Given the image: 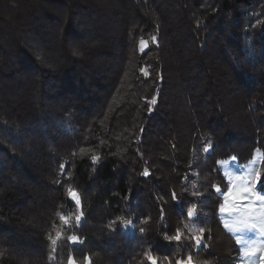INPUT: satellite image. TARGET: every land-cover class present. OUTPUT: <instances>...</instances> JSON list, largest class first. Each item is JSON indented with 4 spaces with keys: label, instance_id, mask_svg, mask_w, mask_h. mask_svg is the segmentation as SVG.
I'll list each match as a JSON object with an SVG mask.
<instances>
[{
    "label": "trees",
    "instance_id": "16d2710c",
    "mask_svg": "<svg viewBox=\"0 0 264 264\" xmlns=\"http://www.w3.org/2000/svg\"><path fill=\"white\" fill-rule=\"evenodd\" d=\"M257 151L264 193V0H0V264H229Z\"/></svg>",
    "mask_w": 264,
    "mask_h": 264
},
{
    "label": "rangeland",
    "instance_id": "374dc122",
    "mask_svg": "<svg viewBox=\"0 0 264 264\" xmlns=\"http://www.w3.org/2000/svg\"><path fill=\"white\" fill-rule=\"evenodd\" d=\"M261 160L262 155L257 151L249 163L239 164L236 159L228 158L219 164L227 185L225 190L219 191L218 194L223 204L228 189L231 188L233 196L229 200V206L235 204L237 209L232 213L219 211V218L223 224V232L237 244L238 254L236 256V253L228 250L224 237L217 230L218 234L210 241L213 242L210 247L213 248L214 255L228 259L229 264H264V193L259 187ZM245 188L247 191H244ZM74 201L77 202V199ZM237 218L246 221V225L232 229L224 227L226 222L231 223ZM252 224L256 227L252 228ZM215 238L217 241L214 243ZM187 258L177 261L186 262ZM204 258L200 256L198 263L192 260L193 264H210L209 260Z\"/></svg>",
    "mask_w": 264,
    "mask_h": 264
},
{
    "label": "snow or ice",
    "instance_id": "6c2138e0",
    "mask_svg": "<svg viewBox=\"0 0 264 264\" xmlns=\"http://www.w3.org/2000/svg\"><path fill=\"white\" fill-rule=\"evenodd\" d=\"M153 39H155V37H153ZM145 174H147V173H145ZM257 178H259V174H258ZM68 191H69L70 198L77 199V203H79L78 194L76 192H74L71 188H69ZM216 191L219 193L220 189L217 187ZM244 191H247V188H245ZM232 196H233V190L231 188H229L228 189V193L225 196V202L223 204H221L220 208H219V211L221 213H232V212L237 211L235 204H232L231 206H229V200H230V198ZM173 198H175V194H173ZM187 212H188V216L189 217H193V215H194V207H189ZM61 219L62 220H66V218L63 217L62 215H61ZM79 219L80 218L77 217V220H79ZM245 225H246V221H244V220H242L240 218H237V219L233 220L231 223L226 222L224 227L228 228V229H232V228H236V227H242V226H245ZM251 227L255 228L256 225L252 224ZM262 230H264V227H262ZM141 231H143V230H141ZM201 231H203V230H201ZM59 237H60V233H57V238L56 239H53L51 236L49 237V239L52 240L53 245H55L57 243V240L59 239ZM69 239L73 240L74 242H78V238L77 237L73 236V237H70ZM166 239L179 241L180 240L179 231L177 232L176 236H174V237H166ZM193 239H195L196 245L200 246V244H201L200 238L199 237H193ZM144 255H145V258L148 261L151 262V264H157L156 259L151 255V253L145 252ZM262 259H264V257H262ZM70 264H72L71 258H70ZM177 264H193L192 257L189 256L187 258L186 262L177 261Z\"/></svg>",
    "mask_w": 264,
    "mask_h": 264
}]
</instances>
